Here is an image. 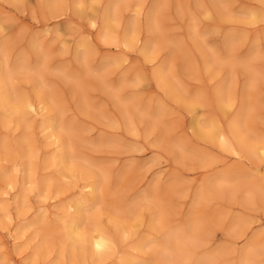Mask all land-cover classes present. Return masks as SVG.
<instances>
[{
    "label": "rangeland",
    "instance_id": "1",
    "mask_svg": "<svg viewBox=\"0 0 264 264\" xmlns=\"http://www.w3.org/2000/svg\"><path fill=\"white\" fill-rule=\"evenodd\" d=\"M51 1L0 0V67L29 65L15 75L14 85L34 102H39L37 92L50 99L44 116L78 127L67 142L77 166L91 169L93 176L86 179L81 171L78 177L68 175L60 189L53 186L42 197L35 181L49 177L58 181L57 167L49 166L47 159L60 148V140L47 137L51 130L43 131L42 116L31 118L29 125L16 120L5 124L0 107V146L6 141L9 152L2 151L1 162L17 178L15 188L3 195L10 186L0 172V198L10 197L0 199V264H96L89 254L62 251V241L52 229L57 227V215L67 213L73 191L86 180L96 181L101 189L87 203L90 215L113 234L116 221L135 223L137 229L132 233L128 228L131 235L119 240L116 252L102 264H123L121 257L129 252L137 255L136 264H168L158 257L159 247L139 252L134 245L143 237L161 244L170 229L190 230L193 225L191 241L200 242L201 248L195 249L190 264L207 256L212 258L209 264H242L243 250L260 252L264 194L255 189H264V160L237 158L200 139L191 124L199 113L202 123L216 116L227 131L233 120L240 121L243 133L252 140L264 135V17L251 22L249 14L252 9L264 13V3L81 0L85 12L79 15L74 10L76 0H58L65 5L58 13L51 12ZM110 3L116 19L113 33L105 39L99 29ZM127 30L139 41L121 44L131 63L117 65L115 57L122 53L115 45ZM228 39L236 42L233 51L226 47ZM83 41L91 43L94 52L88 57L89 69L79 60L85 51L80 46ZM146 42L149 58L142 49ZM214 54L224 62L211 61L207 70ZM160 67L168 70L166 78H171L168 81L180 100L157 84L153 73ZM36 70L41 84L34 79ZM227 84L233 106L223 114L214 92ZM183 101L197 109L189 110ZM26 136L38 149L31 166L35 179L29 182V160L22 144ZM22 193L27 194L24 208L16 204ZM4 207L11 218L3 216ZM41 215L44 222L36 224ZM23 225L26 228L18 239L23 246L16 250L9 235H16ZM44 237L53 244L40 255L37 248L47 240ZM249 264H264V252Z\"/></svg>",
    "mask_w": 264,
    "mask_h": 264
},
{
    "label": "bare ground",
    "instance_id": "2",
    "mask_svg": "<svg viewBox=\"0 0 264 264\" xmlns=\"http://www.w3.org/2000/svg\"><path fill=\"white\" fill-rule=\"evenodd\" d=\"M260 1L264 3V0H260ZM81 3H82L81 0H76L74 3V10L79 15H83L85 12L84 7ZM49 6L52 13H58L61 9H64L65 7V5L58 0H52ZM112 6L113 5H111L110 3V7L107 8L101 16V26L99 29V35L103 36V38L105 39L107 38L106 35L111 34L114 31L113 27L116 18H115V10ZM249 14H250L251 22H257L259 19L264 17V13L259 11L258 9H252L251 11H249ZM223 15L225 16L228 14H223ZM152 17H153L152 14H150L148 18V25L152 23L151 22ZM91 24L95 26L96 20L95 19L92 20ZM49 32L50 30H47V33ZM118 41L119 43H117L115 47L121 50L122 54H119L115 57V63L117 65L125 64V66H128L131 63L130 57L129 55L124 53L125 48L121 44L123 43L126 46L135 45L139 41V37L137 35L134 36L131 31L129 32L127 30L123 35V37H120ZM235 43L236 42L234 39H228L226 43V47L229 50H232ZM80 46L84 47L85 51L81 53L82 55L79 56V60L83 65L86 66L87 69H89L90 67L88 63V57L94 53L92 50V45L87 41H83L82 43H80ZM142 49L144 56L146 58H149L150 52L147 42L144 43ZM1 51L6 54L7 49L3 48L1 49ZM40 56H41V66H42V64L44 65V58L41 53ZM221 60L222 59L220 57L214 54L212 60L209 59V61L207 62V70H210L211 68L210 63H212L213 61L224 62ZM27 68L30 67L26 62L24 64H20L18 68L17 67L9 68L8 65H2L0 67V107L4 111L3 115H4L5 124L10 125L13 122V120H16L20 124L29 125V121L31 120V118L42 116L43 118L41 125L43 131L47 129L51 130L48 133L47 137L48 138L54 137L57 140H60V146H59L60 148L57 151H55L51 156H49L47 159V164L49 166L54 165L57 167L59 173L58 181H54V179L51 177L44 179L42 182L37 183L35 181V188L39 189V193L42 197H45V194L51 191L53 186L55 187L57 186L59 188L61 186V182L63 181V179L68 175L78 177L76 173L80 174L79 171H81L84 174L83 177L86 179L91 178L93 175L92 172L89 171L91 169L89 168L84 169L83 167L77 166V164L74 162V160L76 159L75 158L76 156H74V150L67 142L68 136L69 137L76 136V132H78L77 131L78 127L71 128L64 121L57 124V122L54 119L48 116H44L45 111L50 109L49 106L50 99H48L47 97L46 99L43 95L41 96L40 93L37 92V97L39 102H34L29 98V96H27L25 93L20 91L19 88L14 85L13 81L15 75L19 71ZM165 69L166 68L164 67H160L156 69L155 72L153 73V77L156 80L157 84L161 88H163L169 95L179 99L180 94L177 95L173 90L172 86L170 85L171 83H169L168 81L171 78L170 77H169L170 79L166 78V74L168 70L165 72ZM36 76L37 77H34L36 83L41 84V81H39L40 80L39 78L41 77V73L39 72V70H36ZM75 80L76 82L78 81L77 78ZM170 82H174V84L176 85L175 82L177 81L171 80ZM228 88L229 85L227 84L217 89L214 92L216 104L223 114H228L229 109L232 108L233 106V101L231 100V97L227 93ZM183 102H184L183 104H185L184 106H186L189 110L194 111L197 109L195 107L196 106L195 104H194L195 106L193 104H190L192 102L188 101L189 104L185 103V101ZM215 117H210L209 120H207L208 121L207 123L206 122L202 123L200 114L195 113V115L192 118L191 127L194 128L195 134L200 139H203L214 145H218L220 148H222L225 151L234 153V155L237 158H243L247 156L254 159L264 160V135L258 136L259 138L257 137V139H253V140L250 139L243 133L244 129L242 130L241 123L238 120H233L229 124V131H227L222 127V124L220 125V120L218 122L217 118ZM229 132L231 133V135L229 134ZM28 137L29 136H26L24 143H22L24 148H26V150L24 151V156L29 160L28 165L30 172H28L26 175L27 182L35 179V174L34 172L31 171V166H32V159L37 155L38 152V149L36 148V146L32 144V140ZM2 151L9 153L8 144L6 141H2L0 146V172L4 174V176H6V178L8 179V184L7 183L6 184L10 186L9 190H8L9 186L7 187L8 191H5V193L1 192L4 195V194H8L10 192V189L15 188L17 178L16 176L12 178L13 176H11L10 174L11 172L6 170V168L2 164L1 161L4 160V158L1 157ZM18 165L19 164H16V166ZM99 190H101L100 185L94 180H86L82 185H79L78 189L73 191L72 193L73 198L70 201V203H68L66 206L67 213L64 216L57 215L54 224L57 227L52 228V229H56L54 231L58 233L59 235L58 237H60L62 241V242L60 241L61 242L60 246L62 251L66 250L71 254L72 253L75 254L76 252H80L81 255L89 254L91 257L94 258L96 264L104 263L106 259H108L111 255H113L116 252L118 247V241L119 240L124 241L131 235V232L128 231V228H131L133 230L132 233L137 231V229L135 230L136 226L133 225L135 223L129 226L126 225L124 222L122 223V221L121 222L116 221L115 234H113L114 232L111 233L110 231H108V229L103 227V225L99 222L98 217H95L94 215H90L87 209V203L90 200L96 199L99 196ZM255 190L260 194H264L263 188L258 187ZM248 192L249 194L253 193L252 190H249ZM9 198L10 197H4L3 199L8 201ZM0 199L3 201L2 197ZM26 201H27V194L22 193V195L16 197V204L18 207L22 208L23 206H26L27 204ZM4 209L5 210L3 216H7L11 218L10 210L8 209V207H4ZM44 219H45V215H41L40 217L36 218L34 222L36 224H41L44 222ZM84 222L85 225L88 224L91 227L86 229L85 225L82 226V223ZM159 222L163 223L164 221L162 219ZM151 226L155 228L157 227L155 223H153ZM194 227H196V225L190 227V230H186L185 228H181V227L172 230L170 229L166 239L161 244L160 243L155 244V242H153L152 240L143 237V239H141L137 244L134 245V249L136 251L143 252L148 248L154 249L159 247V251L157 252L158 257L160 256L161 258H163L166 261V263L172 264L174 259H176L175 264H190V259L192 257V254H195V249L201 248L199 247L200 242L194 243L193 241H191L193 239L192 237H193ZM25 228L26 226L23 225L19 229L20 232H18L16 235L12 233H10L9 235L14 241V245H15L14 248L16 250L21 249L23 246L21 243H18V239L23 235L22 233ZM39 230L40 229H37L38 233ZM45 237H48V234H45ZM45 240L46 241L45 242L42 241L43 244L37 248V251L38 253H40V255L47 254L50 251V246H52L53 244L51 243L50 245L48 238H45ZM191 245L192 248L190 247ZM251 248H253V246ZM261 251L264 252V246L261 249ZM260 252L253 251L251 249L243 250L242 264H249V261L253 258H257L260 255ZM136 256L137 255L130 252L125 253V255L121 257V261L123 264H136ZM211 259H212L211 256H207L204 257L203 259L197 260L196 264H209ZM9 264H17V263L16 261H11Z\"/></svg>",
    "mask_w": 264,
    "mask_h": 264
}]
</instances>
